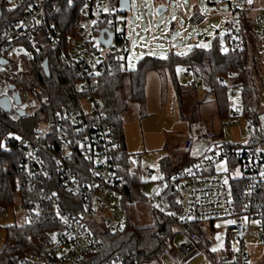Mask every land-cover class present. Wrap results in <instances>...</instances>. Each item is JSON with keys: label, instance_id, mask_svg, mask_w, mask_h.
Instances as JSON below:
<instances>
[{"label": "built area", "instance_id": "2783aa9c", "mask_svg": "<svg viewBox=\"0 0 264 264\" xmlns=\"http://www.w3.org/2000/svg\"><path fill=\"white\" fill-rule=\"evenodd\" d=\"M16 1L26 6L0 48V59L8 61V65L0 64V98L10 99L15 115L17 110L35 113L47 102L39 87L34 96L27 98L16 84L26 71L23 56L14 48L33 46L40 35L57 54L60 67L74 73L79 95L75 105L62 107L52 120H43L39 126L45 124L44 130L38 126L31 135L14 132L6 141L15 143L21 154V177L16 183L17 201L12 211L24 217L25 223H38L45 230L43 243L30 240L32 251L20 258L19 264H91L89 257L99 254L105 246L98 230L113 234L123 231L128 211L140 207L164 219L176 236L183 238L176 248L181 264H188L201 253L205 236L210 243L216 223L224 228L230 263L250 264L247 237L254 234L264 244L258 202L264 184V8H259V1L208 0L211 5L225 3L229 7L227 22L233 53L241 56L251 50L249 34L255 33L259 40L255 48L263 60L261 88L251 99L253 116L246 115L254 133L252 141L233 145L218 141L214 132L188 136L185 150L191 152L196 142H202L208 144L203 155L164 170L151 197L145 190L152 183L154 171L141 163L136 168L126 157L112 114L97 94L106 74L127 71L133 37L126 32V12L120 0H84L69 32L60 26L58 18L63 12V0ZM205 20L202 11L194 9L191 24L200 25ZM108 33L114 36L109 48L99 41L101 36L109 40ZM193 74L192 68L185 69L186 76ZM17 93L21 105L15 104ZM238 117L232 111L230 118ZM225 158L232 168L221 177L214 169ZM235 181L243 184L241 199L237 197ZM7 212L1 210L0 216ZM102 264L141 263L116 257Z\"/></svg>", "mask_w": 264, "mask_h": 264}, {"label": "rangeland", "instance_id": "374dc122", "mask_svg": "<svg viewBox=\"0 0 264 264\" xmlns=\"http://www.w3.org/2000/svg\"><path fill=\"white\" fill-rule=\"evenodd\" d=\"M259 4V8H264V0H259ZM161 5L167 7V12L159 16L157 10ZM16 6V0H11L8 4L9 9H14ZM194 7L200 8L206 16L203 24H191L190 17ZM227 14L229 15L228 5L225 3L211 5L208 0H131V11L125 16L126 32L128 36L133 37V46L127 58V70H135L140 61L146 57L166 59L172 52L182 56L195 47L210 49L218 38L223 54H228L230 46L226 38ZM248 37L251 56H257L260 66L259 75H261L262 54L255 48V43H259V40L255 33L249 34ZM39 47L45 50L51 49L41 35L36 38L33 45L36 51L40 50ZM14 49L17 54L23 56L22 65L26 73L18 80L23 82L19 88L25 91L23 84L27 81L32 68L30 59L33 52L26 45L25 49L22 45L15 46ZM185 69L186 67L182 65L176 67V76L183 91L180 98L168 71L152 69L148 72L144 112L140 104L129 99V75L125 74L122 78L120 95L122 101L127 104L122 113L126 150L136 168L141 163L143 167L149 166L154 171L150 179L152 183L148 184L145 190L148 197L153 195L154 188L158 186L163 176L164 159L170 158L172 168H177L190 159H197L203 155L204 148L208 144L202 142H196L191 152L185 150L184 142L188 136L214 132L218 141L233 145H248L254 137L253 131L250 130V121L244 114L240 87L244 82L237 74L233 73L224 79L230 109L239 114L237 119H231V116L221 118L217 115L214 98L206 95L204 87L199 86L202 80L194 75L186 76ZM255 83L258 85V93L261 88L260 80L257 79ZM33 112L28 111V114L31 115ZM44 128L46 125L42 123L39 129L44 130ZM231 168L232 164L225 158L216 163L214 171L223 177L228 175ZM239 174L240 169H237L235 175ZM155 219L156 216L144 207L129 210L126 218L129 223L137 227L151 226L155 223ZM25 222V218L14 213L12 208L8 209L6 216L0 217V252L6 243L7 228ZM181 240L183 238L177 235L172 243L175 251L164 254L160 258V263L155 264H181L176 253ZM245 245L250 258L249 263L264 264V244H261L254 234L247 237ZM228 249L224 228L220 223H216L214 234L210 235L209 246L204 243L201 253L188 264H219L221 254Z\"/></svg>", "mask_w": 264, "mask_h": 264}, {"label": "trees", "instance_id": "16d2710c", "mask_svg": "<svg viewBox=\"0 0 264 264\" xmlns=\"http://www.w3.org/2000/svg\"><path fill=\"white\" fill-rule=\"evenodd\" d=\"M73 3L70 4V2ZM84 0H63V12L59 15L60 26L69 32L73 22L78 17V10ZM259 1V0H258ZM0 8L3 17L0 21V48L5 34L17 22L25 9V3L17 2L14 9H9L8 0H0ZM227 26V43L230 46L231 35ZM33 52L30 59L31 70L24 82V94L28 96L35 94V88L39 87L47 97V102L43 107L33 114H26L24 117L18 115L10 116L0 110V211L12 208L17 201L16 183L19 180L18 161L21 157L20 151L15 143L6 142L8 137L14 132H21L31 135L43 120H52L54 114L64 106L75 105L78 99L76 91L77 79L73 72L62 69L59 65L58 56L55 52L44 48L36 51L32 45H28ZM48 63V73L45 72L44 63ZM182 65L192 68L194 76L202 80L201 85L205 89V94L215 100L217 115L221 118L231 116L232 110L228 103L227 88L224 86V79L235 73L241 78L243 85L242 97L244 103V113L253 116L251 97H257V84L260 80L257 56H251V52L246 50L240 56L232 52L223 54L220 47L219 38L216 39L210 49L195 47L186 55L170 53L166 59L146 57L142 59L135 70L106 74L100 81L97 94L104 107L111 112L112 122L115 124L116 132L123 141L126 149L125 136L123 132V110L127 104L122 101L120 91L122 88L123 75H129L130 101L138 103L145 110L147 74L152 69H164L169 72L176 93L180 98L182 95V85L176 76V67ZM247 81L251 83L248 85ZM23 82L16 81L19 86ZM251 87V88H250ZM126 157H130L126 150ZM172 169L170 158L162 161V170ZM137 183V182H136ZM237 185V197L241 199V189L243 184L235 181ZM69 196L66 195V198ZM258 202L261 206L262 223L264 233V184L258 194ZM68 209L67 206H64ZM155 223L147 227H137L127 223L126 228L118 233H110L105 229L98 230V234L103 238L105 246L96 255L89 257L91 264H102L104 261L120 257L126 260L134 259L141 264L160 263V258L168 252H174L173 242L176 233L169 223L155 215ZM1 217V216H0ZM6 243L0 252V264H19L20 258L25 257L33 248L34 242L43 243L45 230L38 223H23L7 228ZM205 243L207 237H204ZM227 251L220 256L219 264H231L226 257Z\"/></svg>", "mask_w": 264, "mask_h": 264}, {"label": "water", "instance_id": "95a60500", "mask_svg": "<svg viewBox=\"0 0 264 264\" xmlns=\"http://www.w3.org/2000/svg\"><path fill=\"white\" fill-rule=\"evenodd\" d=\"M8 1L11 2V0H8ZM120 6L126 13L130 12L131 11V0H120ZM165 12H167V7L165 5L159 6V8L157 10V14L159 16H161ZM2 17H3V12L0 8V21H1ZM108 35H109V40H105L104 36H101L99 39L100 43L107 48H109L112 45L113 40H114V36L111 33H108ZM0 64L1 65H8V61L6 59H0ZM44 69H45V72L48 73V63L47 62L44 63ZM12 89H15V86H12ZM15 104L21 105V98H20L19 93H17V95H16ZM0 110L6 114H12V112H13L12 104H11L10 99L8 97L0 98ZM16 115H18L20 117H24V116H26V111L17 110Z\"/></svg>", "mask_w": 264, "mask_h": 264}, {"label": "crops", "instance_id": "0c3cea01", "mask_svg": "<svg viewBox=\"0 0 264 264\" xmlns=\"http://www.w3.org/2000/svg\"><path fill=\"white\" fill-rule=\"evenodd\" d=\"M196 8H198V7H194V9H196ZM194 9H193V11H194ZM199 9H200V8H199ZM192 13H193V12H192ZM191 15H192V14H191ZM173 26H175V25H173ZM194 40H195V39H194ZM187 50H189V49H187ZM187 50H186V51H187Z\"/></svg>", "mask_w": 264, "mask_h": 264}, {"label": "snow or ice", "instance_id": "6c2138e0", "mask_svg": "<svg viewBox=\"0 0 264 264\" xmlns=\"http://www.w3.org/2000/svg\"><path fill=\"white\" fill-rule=\"evenodd\" d=\"M248 2H249V3H251V2H252V0H248ZM213 250L215 251V249H213Z\"/></svg>", "mask_w": 264, "mask_h": 264}]
</instances>
